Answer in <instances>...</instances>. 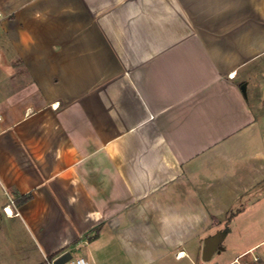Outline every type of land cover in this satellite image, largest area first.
<instances>
[{
    "label": "crops",
    "instance_id": "0c3cea01",
    "mask_svg": "<svg viewBox=\"0 0 264 264\" xmlns=\"http://www.w3.org/2000/svg\"><path fill=\"white\" fill-rule=\"evenodd\" d=\"M0 10V264H264V0Z\"/></svg>",
    "mask_w": 264,
    "mask_h": 264
},
{
    "label": "water",
    "instance_id": "95a60500",
    "mask_svg": "<svg viewBox=\"0 0 264 264\" xmlns=\"http://www.w3.org/2000/svg\"><path fill=\"white\" fill-rule=\"evenodd\" d=\"M240 88L244 91L245 84H241ZM224 234L225 231H219L204 239L202 248V259L204 261L209 260L215 251L223 249L222 240ZM71 256L72 254L70 251H65L54 259L53 264H64L71 258Z\"/></svg>",
    "mask_w": 264,
    "mask_h": 264
},
{
    "label": "built area",
    "instance_id": "2783aa9c",
    "mask_svg": "<svg viewBox=\"0 0 264 264\" xmlns=\"http://www.w3.org/2000/svg\"><path fill=\"white\" fill-rule=\"evenodd\" d=\"M3 17H4V14L0 10V21L2 20ZM3 189H4L3 186H0V191H2ZM8 206L9 204H6L5 206L2 207V209L5 214L12 215L11 213L7 212ZM258 248H260V250H258ZM246 255H248V258L252 262H259L261 259H263L264 258V241L260 242L258 245L251 248L248 252L241 254L240 256H246ZM55 258L56 257L50 258V259L46 258L45 264H53V261ZM235 260H238V258H236ZM64 264H89V263H88V260L81 255H72L71 258L68 261H66Z\"/></svg>",
    "mask_w": 264,
    "mask_h": 264
},
{
    "label": "rangeland",
    "instance_id": "374dc122",
    "mask_svg": "<svg viewBox=\"0 0 264 264\" xmlns=\"http://www.w3.org/2000/svg\"><path fill=\"white\" fill-rule=\"evenodd\" d=\"M263 91H264V88H263ZM0 197H1V195H0ZM240 225V224H239ZM3 226H4V224H0V231H1V233H0V246H2L3 245V241H4V235H2L3 234V232H4V228H3ZM240 227V226H239ZM233 236H238V235H241V230L240 229H235V231H233ZM230 236H232V235H230ZM230 236H227V238L224 240V242H223V244H228L229 243V238H230ZM220 251L219 250H217L216 251V253H215V256H216V254H218ZM74 255V254H73ZM1 257H2V255H1V250H0V259H1ZM244 258L246 259H248V255L247 256H244Z\"/></svg>",
    "mask_w": 264,
    "mask_h": 264
},
{
    "label": "bare ground",
    "instance_id": "6f19581e",
    "mask_svg": "<svg viewBox=\"0 0 264 264\" xmlns=\"http://www.w3.org/2000/svg\"><path fill=\"white\" fill-rule=\"evenodd\" d=\"M7 212L13 214V211L10 206L7 207Z\"/></svg>",
    "mask_w": 264,
    "mask_h": 264
}]
</instances>
